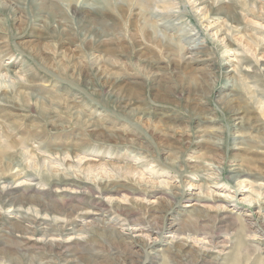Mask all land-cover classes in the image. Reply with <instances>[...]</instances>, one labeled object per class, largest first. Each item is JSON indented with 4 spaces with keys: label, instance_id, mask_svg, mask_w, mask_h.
I'll return each instance as SVG.
<instances>
[{
    "label": "rangeland",
    "instance_id": "rangeland-1",
    "mask_svg": "<svg viewBox=\"0 0 264 264\" xmlns=\"http://www.w3.org/2000/svg\"><path fill=\"white\" fill-rule=\"evenodd\" d=\"M263 191L264 0H0V264H264Z\"/></svg>",
    "mask_w": 264,
    "mask_h": 264
},
{
    "label": "bare ground",
    "instance_id": "bare-ground-1",
    "mask_svg": "<svg viewBox=\"0 0 264 264\" xmlns=\"http://www.w3.org/2000/svg\"><path fill=\"white\" fill-rule=\"evenodd\" d=\"M206 4H207V2H201V3H199V5H203L201 8H203L204 7V5L206 6ZM209 5V4H208ZM80 6V5H79ZM86 8V7H85ZM197 9H200V6H199V8H197ZM88 16H89V14H88ZM227 33V32H226ZM227 36H229V34L227 35ZM195 55V54H194ZM193 56V55H192ZM185 58V57H184ZM192 58V57H191ZM186 59V58H185ZM186 62V61H185ZM116 98V97H115ZM232 101V100H231ZM230 100H227V101H224V103L228 106V107H230ZM122 105V104H121ZM140 107H138V108H130V106H127V107H124V109L126 110V112L127 113H129L130 115H133V116H135V115H140L141 114V117H145V116H147L146 115V112H144L143 110L142 111H140V109H139ZM233 109V108H232ZM137 110V111H136ZM230 110V109H229ZM231 111V110H230ZM241 110L240 109H234V110H232V112L234 113V114H238V112H240ZM233 115V114H232ZM231 116V115H230ZM150 117H151V115H150ZM141 119V118H140ZM241 121H239L238 123H236V125H235V127L236 128H238L239 130L240 129H243V128H247V127H245V125L243 124V123H240ZM201 123V122H200ZM203 124V123H202ZM262 126V125H261ZM259 127V126H258ZM205 129V128H204ZM208 129V128H207ZM205 132V131H204ZM241 132V131H240ZM208 168V167H207ZM239 170V169H238ZM238 170H233L234 172H235V174L233 175V178L235 179V180H237L238 181V183L240 184V186L242 187H246V182L247 181H245V180H242V178H243V174L244 173H242V172H240V171H238ZM218 173V172H217ZM231 175V174H230ZM245 175V174H244ZM230 177V176H229ZM208 178V177H207ZM244 179H245V177H244ZM247 179V178H246ZM67 181V180H66ZM231 182V181H230ZM63 183V182H62ZM235 183V182H234ZM208 184V183H207ZM236 184V183H235ZM237 185V184H236ZM262 185V184H261ZM223 186V185H222ZM225 186V185H224ZM263 187V186H262ZM261 187V188H262ZM206 188V187H205ZM229 189V188H228ZM242 192L244 191H247V189H242L241 190ZM167 192V191H166ZM249 192V191H248ZM264 192V191H263ZM174 195H176V194H174ZM201 195V194H200ZM219 195V194H218ZM171 196V195H170ZM209 196V195H208ZM217 196V195H216ZM220 196V195H219ZM218 196V198H217V200H229L225 195L223 196H220L219 197ZM198 197H200L199 195H198ZM214 198H215V196H214ZM233 198V197H232ZM186 199V198H185ZM231 199V198H230ZM244 199V198H243ZM247 200H249V199H247ZM208 201V200H207ZM246 201V200H245ZM252 201V200H251ZM251 201H250V203H251ZM248 202V201H247ZM252 202H254V200L252 201ZM254 204V203H253ZM187 205V204H186ZM256 206H259L260 208H264V197L262 198V199H260L259 201H258V203L256 202V204H255ZM188 206H192V204H188ZM259 207H257V208H259ZM30 219H31V217H30ZM34 219V218H33ZM59 231V230H58ZM260 239V238H259ZM58 244V243H57ZM176 246V245H175ZM156 247V246H155ZM153 249H155V248H153ZM178 249V248H177ZM176 252V251H175Z\"/></svg>",
    "mask_w": 264,
    "mask_h": 264
}]
</instances>
